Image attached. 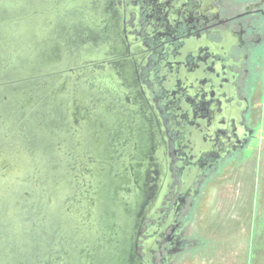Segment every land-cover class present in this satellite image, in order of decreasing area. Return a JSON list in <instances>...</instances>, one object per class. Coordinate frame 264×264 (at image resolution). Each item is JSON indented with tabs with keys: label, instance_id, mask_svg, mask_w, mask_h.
<instances>
[{
	"label": "water",
	"instance_id": "95a60500",
	"mask_svg": "<svg viewBox=\"0 0 264 264\" xmlns=\"http://www.w3.org/2000/svg\"><path fill=\"white\" fill-rule=\"evenodd\" d=\"M129 0H0V264H154L172 182Z\"/></svg>",
	"mask_w": 264,
	"mask_h": 264
},
{
	"label": "flooded vegetation",
	"instance_id": "af4514ba",
	"mask_svg": "<svg viewBox=\"0 0 264 264\" xmlns=\"http://www.w3.org/2000/svg\"><path fill=\"white\" fill-rule=\"evenodd\" d=\"M132 1L137 3L136 9H129ZM236 3H126L128 27L134 29L148 50L140 67L141 86L150 94L170 149L168 169L173 180L164 191L156 215L145 221L140 243L142 252L145 242L155 241L154 264H166L171 235L182 226L186 212L194 209L202 183L221 167L224 159L243 151L253 137L245 124L249 100L240 85L246 87L251 76L248 67L244 71L253 56L248 46L264 36V0H249L241 5V11H235ZM246 17L256 18L255 23L244 25L241 21ZM152 19L160 22L158 30L145 25ZM248 35L252 36L250 40L246 39ZM236 42H240L238 50H243L238 60L231 51ZM178 58L184 60L182 69L176 64ZM168 69L172 70L169 75ZM177 83L181 84L175 87L179 102L170 98Z\"/></svg>",
	"mask_w": 264,
	"mask_h": 264
},
{
	"label": "rangeland",
	"instance_id": "374dc122",
	"mask_svg": "<svg viewBox=\"0 0 264 264\" xmlns=\"http://www.w3.org/2000/svg\"><path fill=\"white\" fill-rule=\"evenodd\" d=\"M248 1L236 0L239 4L236 3L235 11H241V5ZM129 5V9L137 7L133 1ZM255 20L246 17L241 22L253 24ZM145 25L158 30L160 22L152 19ZM130 37L140 46L144 60L148 50L143 41L134 29ZM237 44L240 42L231 51L238 60L243 50H238ZM248 47L253 56L244 71L248 67L251 76L249 84L240 85V89L249 100L245 124L253 131V137L243 151L224 159L221 167L202 183L194 209L186 212L182 226L171 235L166 264H264V36ZM175 61L184 68V60ZM171 73L168 69L167 74ZM176 85L181 86L174 84L170 98L179 102Z\"/></svg>",
	"mask_w": 264,
	"mask_h": 264
}]
</instances>
